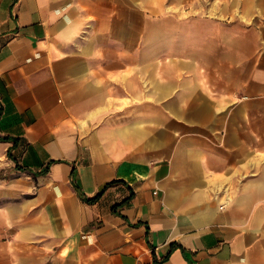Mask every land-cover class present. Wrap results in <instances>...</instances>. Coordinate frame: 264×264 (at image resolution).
Wrapping results in <instances>:
<instances>
[{"label":"crops","instance_id":"0c3cea01","mask_svg":"<svg viewBox=\"0 0 264 264\" xmlns=\"http://www.w3.org/2000/svg\"><path fill=\"white\" fill-rule=\"evenodd\" d=\"M0 264H264V0H0Z\"/></svg>","mask_w":264,"mask_h":264},{"label":"trees","instance_id":"16d2710c","mask_svg":"<svg viewBox=\"0 0 264 264\" xmlns=\"http://www.w3.org/2000/svg\"><path fill=\"white\" fill-rule=\"evenodd\" d=\"M9 153V152H8ZM51 162V161H50ZM48 165H46L43 169H41L40 171L45 172L47 170ZM19 168V167H18ZM117 180H110V181H106L104 182L99 190L95 193V195H93L92 197H83V199L88 202V203H92L94 201H96L102 194V192L105 190V188L110 185L111 183L115 182ZM132 193H130V195H128L127 197H125L122 201H120L119 203H117L116 205H114V208H116L117 206H120L122 204H124L125 202H127L129 200V198L131 197Z\"/></svg>","mask_w":264,"mask_h":264}]
</instances>
